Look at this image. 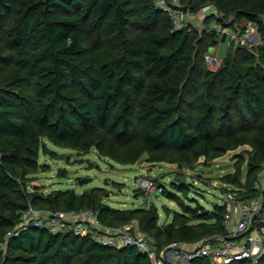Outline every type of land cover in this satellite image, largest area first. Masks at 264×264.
<instances>
[{
  "label": "trees",
  "instance_id": "16d2710c",
  "mask_svg": "<svg viewBox=\"0 0 264 264\" xmlns=\"http://www.w3.org/2000/svg\"><path fill=\"white\" fill-rule=\"evenodd\" d=\"M180 1L192 14L209 4L220 15L174 29L153 0H0V264H150L135 246H105L91 235L35 226L14 234L29 205L88 209L104 227L142 232L157 248L225 232L223 206L199 212L181 204L183 213L158 223L152 203L115 208L103 201L104 187L30 186L45 140L94 147L120 163L146 152L187 167L248 145L245 182L238 164L230 182L240 199L255 196L264 168V0ZM210 19L241 33L235 23L252 22L261 43L228 46L212 69L205 54L219 35ZM173 186L187 188L177 179ZM192 264L217 263L204 256Z\"/></svg>",
  "mask_w": 264,
  "mask_h": 264
},
{
  "label": "rangeland",
  "instance_id": "374dc122",
  "mask_svg": "<svg viewBox=\"0 0 264 264\" xmlns=\"http://www.w3.org/2000/svg\"><path fill=\"white\" fill-rule=\"evenodd\" d=\"M209 6L194 14L190 12L186 19L187 23L191 22L201 28L205 17L220 15L218 10L215 11ZM262 17L264 20V16ZM213 22L214 20L210 19L208 24L213 27ZM235 26L239 30L240 27H244L260 38L258 26L252 22L242 19L235 23ZM90 36L92 35L87 31L84 33L83 48L88 47ZM251 45L255 46L256 41H252ZM44 142L46 150L40 152L38 158L40 168L29 181L30 186H40V190L45 193L68 188L80 193L92 187H104L107 196L103 201L112 207L127 209L152 203L159 213L158 223L169 222L174 212L183 213L181 204L195 208L199 212L211 211L215 205L222 206L226 191L240 189V186L230 182L238 167L237 164L241 170L240 180L242 183L245 182L250 150L248 145H241L209 161L201 158L192 167H187L179 166L162 156L152 160L146 152L141 153L132 162L120 163L101 154L94 147L78 151L70 147L56 146L48 140ZM140 175L149 176L158 184H162L168 192H174L181 203L167 193L146 195L137 185V178ZM176 177L184 178L183 182L187 186L185 192L175 190L173 184L176 183ZM240 192L241 190L238 191Z\"/></svg>",
  "mask_w": 264,
  "mask_h": 264
},
{
  "label": "built area",
  "instance_id": "2783aa9c",
  "mask_svg": "<svg viewBox=\"0 0 264 264\" xmlns=\"http://www.w3.org/2000/svg\"><path fill=\"white\" fill-rule=\"evenodd\" d=\"M154 5L167 13L172 27L179 29L187 23L190 11L186 10L180 0H153ZM208 5L200 8L204 10ZM212 9L217 10L213 5ZM214 30L219 35L218 43L205 54L210 68L215 69L221 62L219 49L242 45L253 47L261 40L255 33L235 31L215 23ZM138 188L146 195L162 193L164 187L149 176L137 178ZM255 196L240 199L238 191L228 190L224 193L223 224L225 232L200 238L191 243L173 242L157 248L151 238L142 232H132L128 227L107 228L102 225L95 213L88 209L73 212L55 210L41 211L31 205L22 211L20 223L14 228V234L27 226L42 227L50 232L72 231L77 235H91L100 244L112 247L135 246L149 259L150 264H192L198 257H209L217 264L257 260L264 254V168L254 181Z\"/></svg>",
  "mask_w": 264,
  "mask_h": 264
},
{
  "label": "crops",
  "instance_id": "0c3cea01",
  "mask_svg": "<svg viewBox=\"0 0 264 264\" xmlns=\"http://www.w3.org/2000/svg\"><path fill=\"white\" fill-rule=\"evenodd\" d=\"M225 50H226V47H224V46L222 45V46L220 47V49H219V55L222 56L223 53L225 52Z\"/></svg>",
  "mask_w": 264,
  "mask_h": 264
},
{
  "label": "water",
  "instance_id": "95a60500",
  "mask_svg": "<svg viewBox=\"0 0 264 264\" xmlns=\"http://www.w3.org/2000/svg\"><path fill=\"white\" fill-rule=\"evenodd\" d=\"M176 179L179 180L181 183L184 181L183 177H176ZM252 264H257V262H252Z\"/></svg>",
  "mask_w": 264,
  "mask_h": 264
}]
</instances>
